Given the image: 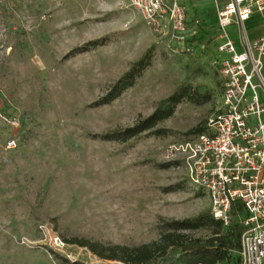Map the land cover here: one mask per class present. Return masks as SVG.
<instances>
[{"label":"rangeland","instance_id":"rangeland-1","mask_svg":"<svg viewBox=\"0 0 264 264\" xmlns=\"http://www.w3.org/2000/svg\"><path fill=\"white\" fill-rule=\"evenodd\" d=\"M186 5L200 39L181 56L128 0H0V264H121L66 241L138 246L158 238L161 219L210 213L205 193L188 182L184 155L172 149L199 124L204 130L221 103L223 79L212 65L216 4ZM245 28L250 39L263 34L264 15ZM226 31L238 48L236 26ZM91 42L97 46L73 54ZM148 50L133 86L95 106ZM176 93L184 98L156 126L159 134L101 138L133 127ZM11 140L16 148L6 149Z\"/></svg>","mask_w":264,"mask_h":264},{"label":"built area","instance_id":"built-area-1","mask_svg":"<svg viewBox=\"0 0 264 264\" xmlns=\"http://www.w3.org/2000/svg\"><path fill=\"white\" fill-rule=\"evenodd\" d=\"M200 0H128V5L160 37L170 54L192 55L199 44L197 24L187 18V3ZM216 4L215 55L221 76V103L205 129L172 148L184 155L189 184L205 193L210 214L228 226L232 209L241 205L240 264H264V32L250 39L245 23L264 15V0H230ZM236 26L237 44L226 29ZM19 126L18 118L8 121ZM16 148L15 140L6 149ZM60 245H62L60 243Z\"/></svg>","mask_w":264,"mask_h":264},{"label":"trees","instance_id":"trees-1","mask_svg":"<svg viewBox=\"0 0 264 264\" xmlns=\"http://www.w3.org/2000/svg\"><path fill=\"white\" fill-rule=\"evenodd\" d=\"M97 46L91 42L87 46L73 52H87L89 48ZM150 50L124 74L110 89L108 94L95 103V106H104L117 99L123 92L131 88L134 80L148 65L147 54ZM72 54V55H73ZM69 55V56H72ZM182 93H176L162 100L153 114L139 121L133 127L123 132L102 136L107 142L126 143L146 132H155L156 126L170 118L174 109L183 100ZM203 127L199 124L191 133H201ZM164 165L162 168H167ZM237 214H242L241 205L235 204L232 209L233 220L228 226L215 220L209 212L201 213L194 218L181 220H160V233L156 240L138 246L102 245L85 239L73 238L67 240L69 245L86 248L92 255L102 261L118 262L121 264H240L237 252L240 249L242 227ZM203 229L211 230L210 237H192L188 232ZM56 257V256H55ZM60 258V257H58ZM66 264H83L80 262Z\"/></svg>","mask_w":264,"mask_h":264},{"label":"crops","instance_id":"crops-1","mask_svg":"<svg viewBox=\"0 0 264 264\" xmlns=\"http://www.w3.org/2000/svg\"><path fill=\"white\" fill-rule=\"evenodd\" d=\"M186 7H187V18H188V10L191 9V8H190L189 6H187V5H186ZM261 35H262V34H261ZM261 35H259V36H261ZM259 36H258V37H259ZM256 38H257V37H254L253 39H256Z\"/></svg>","mask_w":264,"mask_h":264}]
</instances>
